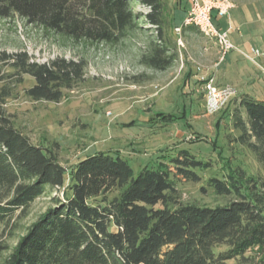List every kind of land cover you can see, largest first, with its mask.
<instances>
[{"label": "trees", "instance_id": "16d2710c", "mask_svg": "<svg viewBox=\"0 0 264 264\" xmlns=\"http://www.w3.org/2000/svg\"><path fill=\"white\" fill-rule=\"evenodd\" d=\"M138 6L148 11L136 12ZM165 10V0H0V19L20 18L74 44L117 46L138 30H153L139 62L160 72L178 59L165 35ZM85 68L83 60L39 64L25 51L0 52V81L30 77L34 85L25 92L36 102H61ZM8 97L0 86V264H264V180L248 186L242 173L212 177L217 196L233 197L212 208L180 202L177 181L198 184L211 167L187 150L137 176L108 152L68 171L16 128L4 109ZM233 103L235 142L264 167V101L241 94ZM61 189L63 198L52 197V206L21 231L28 208Z\"/></svg>", "mask_w": 264, "mask_h": 264}, {"label": "rangeland", "instance_id": "374dc122", "mask_svg": "<svg viewBox=\"0 0 264 264\" xmlns=\"http://www.w3.org/2000/svg\"><path fill=\"white\" fill-rule=\"evenodd\" d=\"M165 2V35L177 50L178 59L163 72L139 62L150 41L156 38L150 29L138 30L117 46H86L44 34L20 18L0 19V52L25 51L39 64L56 59L86 63L83 79L71 91H65L59 103L31 100L25 91L34 81L28 76L23 77L21 84H16L15 78H5L0 81V86L6 85L9 90L4 109L16 128L33 144L53 151L68 171L86 157L108 152L126 160L137 176L145 166H157L178 151L187 150L197 160L210 162L211 167L200 172L202 180L198 184L177 181L180 202L212 208L226 205L233 197L217 196L209 186L212 177L223 179L242 173L248 186L252 181L264 180V167L255 155L235 142L239 132L231 121L234 99L241 93L264 96V74L257 65L264 66V55L256 57L251 53L252 58L245 55L239 59L245 76L251 79L242 82L230 79L232 82L228 84H233L235 89H231L238 92L237 96L219 111L210 112L207 83L190 81L185 85L184 78L190 69L202 72L208 64L205 60L209 43L215 42L197 29L182 28L177 33L189 10L188 0ZM253 10L255 22L241 30L242 38L248 36L264 53V0H256ZM136 12L145 13L147 8L138 6ZM215 17L216 12L214 23L223 31L226 19L215 21ZM236 52L232 50L230 54ZM213 56L219 59L218 47ZM258 73L261 80L256 78L255 84L261 88L255 93L253 81L255 76L259 77ZM224 86L219 88H227ZM63 191L37 199L22 216L21 231L52 206V197L63 198Z\"/></svg>", "mask_w": 264, "mask_h": 264}, {"label": "crops", "instance_id": "0c3cea01", "mask_svg": "<svg viewBox=\"0 0 264 264\" xmlns=\"http://www.w3.org/2000/svg\"><path fill=\"white\" fill-rule=\"evenodd\" d=\"M230 1L232 3V8L229 10L228 14L221 16L218 13H216L215 21L226 19L225 29L223 31L220 30L219 28L218 29L221 32L227 33L228 39L236 47L235 50L237 52L232 54L228 53L225 60L222 63H219L218 57L216 59L215 56H213L214 51L215 52L217 51L218 46H216L217 45L216 43L215 45L212 42H210L209 48H207L206 50L208 57H206L205 60L208 62V64H206V66L203 67V70L200 74H198L197 71H191L193 69H190L187 76L184 78L185 85L190 81H195L196 83L197 82L208 83L209 81H213L214 85H216L217 87L225 85L224 87L234 88L233 84H228L232 82L230 81V79L237 82H242L246 79H251L249 78V76H245L246 75L245 69L241 67L239 63V59H241V57H245V55L249 58H252L251 57L252 50L258 49L256 48V46H254V44L251 43V41L248 39V36L246 39H244V37L242 38V31H241L245 27L247 28L251 27L255 22V18H254L255 11L253 9L255 7L256 0H252V1L230 0ZM195 29L196 28L194 27H186L185 30L194 31ZM238 31H239V35H236V32ZM261 66L264 67L263 65ZM261 72L262 74H264L262 70ZM260 75L261 74H259V77L255 76V79L253 81V84L256 87L255 93L257 90H259V88H261L258 87L257 84H255L257 79L259 81L261 80ZM241 94H247V93H241ZM254 98L260 101H264V96L261 97L256 96Z\"/></svg>", "mask_w": 264, "mask_h": 264}, {"label": "built area", "instance_id": "2783aa9c", "mask_svg": "<svg viewBox=\"0 0 264 264\" xmlns=\"http://www.w3.org/2000/svg\"><path fill=\"white\" fill-rule=\"evenodd\" d=\"M189 10L184 19L183 25L176 29L181 33L182 28L194 27L204 37L214 41L219 49V63H222L228 53L236 47L228 39L227 33L221 32L215 25L213 13L221 16L227 15L232 8V3L228 0H188ZM148 11V10H147ZM181 42V41H180ZM182 44V42H181ZM252 54L256 57L264 55L259 49H253ZM264 73V67L257 64ZM207 107L210 112L219 111L230 98L236 97L237 93L231 88H219L213 81L206 84Z\"/></svg>", "mask_w": 264, "mask_h": 264}]
</instances>
